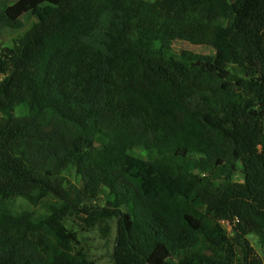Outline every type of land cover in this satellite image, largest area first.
<instances>
[{"label":"trees","instance_id":"1","mask_svg":"<svg viewBox=\"0 0 264 264\" xmlns=\"http://www.w3.org/2000/svg\"><path fill=\"white\" fill-rule=\"evenodd\" d=\"M26 14L0 41V202H58L0 206V264H91L74 218L114 221L113 264H264V0H0V33Z\"/></svg>","mask_w":264,"mask_h":264},{"label":"rangeland","instance_id":"2","mask_svg":"<svg viewBox=\"0 0 264 264\" xmlns=\"http://www.w3.org/2000/svg\"><path fill=\"white\" fill-rule=\"evenodd\" d=\"M8 2H14V0H7ZM33 17L30 14H26L22 17L23 28L19 30L5 29L0 33V41L5 47H13L14 42L18 37L22 35L25 29L30 27L33 22ZM219 23L224 25L225 20H220ZM173 51L176 53L181 52L182 50H190L196 53L212 55L214 54V49L208 44L202 45H192L183 40H175L172 43ZM230 77L232 83L240 77V71L236 67H230ZM24 108L18 107L17 113L23 114ZM51 154L45 149H36L31 150L27 157L26 162L32 166H40L50 158ZM67 175L73 180L74 175L72 170L67 171ZM233 180L237 182L242 181V176L240 173H235L233 175ZM58 201L51 195H47L42 198L37 205H32L27 199L22 197H15L7 201L0 202L2 208L7 209L12 214H21L24 211H29L31 218L33 220H40L47 216L50 212V205L57 203ZM102 202V200H100ZM111 228L105 230L102 226H95L91 228H86L83 226L81 219L74 218L71 220H64L65 225L76 232L77 234V248H81L85 253L91 264H113L112 252L114 247V239L116 236L115 223L114 221H109ZM225 229L226 233L231 231V227L227 225L225 221L220 223ZM86 229V230H85ZM250 241L253 245L254 251L262 259L264 263V240H258L256 236H250ZM202 247L204 251L212 255L217 259H225V254L220 250V247L203 241ZM237 260V259H235Z\"/></svg>","mask_w":264,"mask_h":264}]
</instances>
